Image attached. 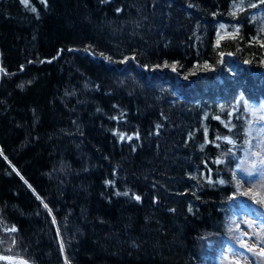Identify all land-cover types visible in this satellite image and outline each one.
Returning a JSON list of instances; mask_svg holds the SVG:
<instances>
[{"label": "trees", "instance_id": "1", "mask_svg": "<svg viewBox=\"0 0 264 264\" xmlns=\"http://www.w3.org/2000/svg\"><path fill=\"white\" fill-rule=\"evenodd\" d=\"M263 68L264 0H0L1 254L245 249L238 224L264 201L235 174L259 157Z\"/></svg>", "mask_w": 264, "mask_h": 264}, {"label": "rangeland", "instance_id": "2", "mask_svg": "<svg viewBox=\"0 0 264 264\" xmlns=\"http://www.w3.org/2000/svg\"><path fill=\"white\" fill-rule=\"evenodd\" d=\"M223 27L225 29V34L231 36L235 35V33L227 31L226 26ZM261 43H263V40H261ZM237 62L241 63L240 61ZM244 63H247V61ZM202 66L205 65L203 64ZM176 68V64H172L170 66V69L173 71H175ZM208 69L214 71V67H209ZM166 70V66L153 68V71ZM202 71V67L197 69L198 73H201ZM254 150L258 151L259 153L257 161L250 163L246 160V158L242 159L240 170L243 172V175H238V173H236L235 179L238 183L243 185L244 188H253L254 191L258 193V196L264 201V133L260 136L259 144L255 146ZM238 226L245 234V236L240 239L241 244L245 246V250L231 251L228 248H223L222 252L217 258H213L211 261H208L205 264H264V220H260L259 222L254 216H244ZM0 255H2L1 252ZM10 256L13 258L22 259L26 262V264H35L27 261L23 257ZM0 260L15 264L12 260ZM66 264H70V261L67 260Z\"/></svg>", "mask_w": 264, "mask_h": 264}, {"label": "bare ground", "instance_id": "3", "mask_svg": "<svg viewBox=\"0 0 264 264\" xmlns=\"http://www.w3.org/2000/svg\"><path fill=\"white\" fill-rule=\"evenodd\" d=\"M13 258V257H12ZM15 264H26V262L22 259L13 258L11 259Z\"/></svg>", "mask_w": 264, "mask_h": 264}, {"label": "water", "instance_id": "4", "mask_svg": "<svg viewBox=\"0 0 264 264\" xmlns=\"http://www.w3.org/2000/svg\"><path fill=\"white\" fill-rule=\"evenodd\" d=\"M0 259H5V260H8V261H11L12 257L10 255L2 254V255H0ZM28 264H30V263H28Z\"/></svg>", "mask_w": 264, "mask_h": 264}, {"label": "snow or ice", "instance_id": "5", "mask_svg": "<svg viewBox=\"0 0 264 264\" xmlns=\"http://www.w3.org/2000/svg\"><path fill=\"white\" fill-rule=\"evenodd\" d=\"M25 3H27V0H24ZM137 199H139V197H137Z\"/></svg>", "mask_w": 264, "mask_h": 264}]
</instances>
